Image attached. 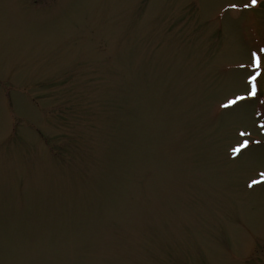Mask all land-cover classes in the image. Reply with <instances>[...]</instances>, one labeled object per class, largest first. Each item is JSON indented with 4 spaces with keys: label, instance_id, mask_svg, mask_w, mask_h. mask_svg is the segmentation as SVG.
<instances>
[{
    "label": "rangeland",
    "instance_id": "1",
    "mask_svg": "<svg viewBox=\"0 0 264 264\" xmlns=\"http://www.w3.org/2000/svg\"><path fill=\"white\" fill-rule=\"evenodd\" d=\"M0 264H264V0H0Z\"/></svg>",
    "mask_w": 264,
    "mask_h": 264
},
{
    "label": "snow or ice",
    "instance_id": "2",
    "mask_svg": "<svg viewBox=\"0 0 264 264\" xmlns=\"http://www.w3.org/2000/svg\"><path fill=\"white\" fill-rule=\"evenodd\" d=\"M257 2H258V0H251V5L254 6ZM245 6L247 7V6H249V5H245ZM230 7L235 8V7H237V5L233 4V5H230ZM253 56H254V60H255V67H256L257 69H259L260 66H261V58H260V56H259L258 54H256V53H254ZM257 75H259V73H257ZM256 78H257L256 76H251V77H250V80H251V82H252V86H253V87H252L251 95H253V96L256 95V84H255ZM233 103H234V101H233Z\"/></svg>",
    "mask_w": 264,
    "mask_h": 264
}]
</instances>
